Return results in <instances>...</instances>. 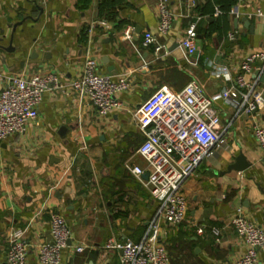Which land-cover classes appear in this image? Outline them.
<instances>
[{"label": "crops", "instance_id": "1", "mask_svg": "<svg viewBox=\"0 0 264 264\" xmlns=\"http://www.w3.org/2000/svg\"><path fill=\"white\" fill-rule=\"evenodd\" d=\"M157 1L120 0L101 10V0H0L1 84L6 76L47 72L61 83L43 94L37 119L25 133L0 143V264H6L11 228L25 232L28 264H41L38 248L50 240L53 214L63 216L72 233L60 264H120V252L104 249L105 242H139L157 208L144 185L147 174L138 180L130 173L132 166L145 168L137 153L144 135L130 113L161 86L178 91L190 81L212 99L224 144L184 182L185 220L162 229L169 264H229L240 256L244 244L229 223L236 210L264 229V165L251 132L253 123L264 127V113L238 112L234 102L218 97L243 57L264 53V0H237L225 18L226 30L209 35V24L220 15L216 8L212 17H201L195 10L199 0H167L174 20L159 41L168 54L155 58L153 48L141 43L144 32L156 34ZM191 23L193 55L177 43ZM230 32L237 33L235 42L227 39ZM86 54L100 73L129 83L115 92L120 107L105 118L69 87ZM260 64L253 65L249 79L257 77ZM217 68L226 76L215 75ZM239 154L248 167L228 172ZM200 227L203 234L196 232ZM212 227L220 231L219 244ZM76 245L83 251L75 252ZM258 264H264V253Z\"/></svg>", "mask_w": 264, "mask_h": 264}, {"label": "built area", "instance_id": "2", "mask_svg": "<svg viewBox=\"0 0 264 264\" xmlns=\"http://www.w3.org/2000/svg\"><path fill=\"white\" fill-rule=\"evenodd\" d=\"M156 34L144 32L142 46L152 47L155 58L165 57L168 52L159 41L167 37L172 29L174 15L167 6V0L156 3ZM220 12L218 9L215 15ZM256 17L262 13L256 11ZM105 26V22L99 23ZM130 29L124 37L128 38ZM195 24L191 23L177 40L178 45L189 55L196 52ZM227 39L237 40V33L230 32ZM260 62L258 75L249 79L253 65ZM215 75L226 76L224 68L213 70ZM264 75V53L255 52L243 57L232 75V83L218 95L222 100L234 102L238 112L264 113V87H259V78ZM59 77L53 72L35 73L30 76L11 75L0 82V143L8 138L26 132L37 119L39 104L48 90L58 89ZM69 87L85 96L94 106L96 114L105 118L120 107L114 97L115 92L126 90L129 83L125 78L104 75L90 54L82 62L79 76ZM131 120L144 135L137 149L144 160L145 168L132 166L130 173L141 179L147 174L145 186L157 208L148 230L139 242L126 240L122 243L109 238L104 249L120 252V264H169V257L162 242V229L177 228L184 220L187 201L183 184L192 175L198 164L213 156L224 144L220 130V120L212 99L207 97L196 81L188 82L182 89L174 91L161 86L130 113ZM252 135L262 151L264 165V127L252 125ZM230 226L242 240L244 250L229 264H258L264 253V229L252 220L245 218L240 210L234 211L229 220ZM50 240L39 245L38 260L41 264H60L61 253L69 246L72 233L60 214H53L48 223ZM203 234V228H197ZM214 243H220L218 228L210 229ZM25 232L19 228L9 229L6 235L4 260L6 264H28V245ZM83 245H76L75 252L83 251Z\"/></svg>", "mask_w": 264, "mask_h": 264}, {"label": "trees", "instance_id": "3", "mask_svg": "<svg viewBox=\"0 0 264 264\" xmlns=\"http://www.w3.org/2000/svg\"><path fill=\"white\" fill-rule=\"evenodd\" d=\"M111 2V3H110ZM115 2H120V0H101V10L109 7L110 4ZM237 0H199L196 4V13L201 17H212L214 14V8L218 9L220 15L215 18V20L209 24V29L207 35L213 32H221L226 30V17L231 6L235 5Z\"/></svg>", "mask_w": 264, "mask_h": 264}, {"label": "water", "instance_id": "4", "mask_svg": "<svg viewBox=\"0 0 264 264\" xmlns=\"http://www.w3.org/2000/svg\"><path fill=\"white\" fill-rule=\"evenodd\" d=\"M245 24V26H249V22L245 19L242 20ZM235 25L237 24V20L234 21ZM261 80L264 82V75L261 77ZM248 167V164L244 162V156L242 154H239L235 161L228 166V172L234 171V172H242Z\"/></svg>", "mask_w": 264, "mask_h": 264}]
</instances>
